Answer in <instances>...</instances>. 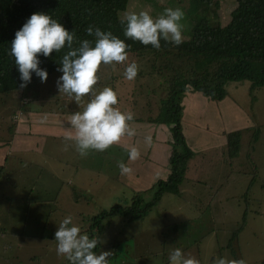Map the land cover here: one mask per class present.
<instances>
[{
	"label": "rangeland",
	"instance_id": "374dc122",
	"mask_svg": "<svg viewBox=\"0 0 264 264\" xmlns=\"http://www.w3.org/2000/svg\"><path fill=\"white\" fill-rule=\"evenodd\" d=\"M214 1L216 3L208 12L211 23L214 26L226 25L231 19L232 11L237 7V0ZM180 6L186 9L189 6L188 0H129L127 9L120 12V17L126 12L140 10L156 17L165 8ZM183 35L184 42L190 39L189 34L184 31ZM121 39L128 45H143L139 41L126 38L123 33ZM153 58L152 53H148L143 59L131 53L125 62L102 64L94 87L97 90L112 88L119 98L116 107L121 111L135 112L144 120L153 122L160 114V102L155 99L163 97V93L166 95L163 89L155 88L159 86V77L149 73ZM131 62H137L138 67H143L148 73L139 76L138 71L134 79H126L124 70ZM61 74L56 72L49 75L45 83L39 81L25 93L14 90L8 94H0L1 140L9 139L11 132L16 131L13 117L19 110L68 107L83 109L89 99L87 95L82 97L78 105L72 101V97L58 93L56 80ZM151 87L158 92H151ZM249 88V83L245 87L244 81L230 83L227 87L229 99L220 104L218 112L221 111V114L215 117L216 106L212 105V108L205 110L206 115L202 116L211 129L213 125L221 129L217 122L221 120L223 130H237L231 124V113L227 112H230L231 104L233 107H237L236 104L240 107L238 114L247 122L241 128L242 146L238 157L228 154L226 147L220 153L207 152L206 160L201 156L200 159L195 158L204 161L202 167L192 164L189 159L184 180L180 185V194L165 193L143 217L134 219L118 214L106 220L105 228L98 236L105 246L99 252L104 250L112 253L115 245L119 254L109 264H168V254L175 247H180L186 257L194 258L199 264H215V258L224 257L223 252L226 251V256L228 255L229 247L224 246L228 245L232 231L237 228L242 229L239 240L245 264H264V86L255 87L254 90ZM193 92L186 94L191 101L194 100L190 94ZM195 93L202 94L198 91ZM186 108L187 104L184 103V114ZM150 125L155 124L153 122ZM163 127L165 126L160 125L159 129ZM189 127L190 124L185 129L189 131L190 142L197 149H201V146L195 145L194 134L203 143L217 139L208 128L203 129L202 124L198 128H191L192 135ZM246 127L256 128L248 130ZM165 128L171 137L169 127ZM255 133L258 134L257 143L254 144V149L253 146L248 149L249 145H253L252 138ZM47 144L52 147L60 145L67 149L58 152V158L48 160L46 167L38 165L37 176L36 172L31 171L32 181L24 184L18 177L19 170L13 172L9 165L6 168L5 174L12 175L8 182L22 186L10 187L7 193L20 192V196L29 193L31 196L4 198L5 200L0 196L4 203L0 212L6 219L0 228L6 236V248L0 245V258L10 261L0 264H66L67 259L57 255L54 240V233L65 216L71 215L73 223L79 224L82 231H86L93 222V216L104 209H110L117 204L129 206L136 199L137 193L144 200L142 206L154 198L156 181L151 183L148 177L143 182L130 180L132 167H129L131 171L127 174H121L117 168L121 158L114 163L109 157L100 156L93 151L81 156L71 142L65 140L57 143L56 139L49 138ZM109 149H113V152L118 150L115 146H110L107 150ZM119 151L124 153L120 148ZM150 156L152 152L150 155L140 154L141 160ZM28 167L24 164L22 172ZM141 173L144 175V167ZM159 173L161 174H157V178H167L163 176V170ZM238 176L239 180L236 181L235 177ZM21 177L27 178L26 173ZM219 189L222 201L214 202ZM86 207H90L92 211H88ZM245 212L247 214L243 218ZM118 241L121 244H116Z\"/></svg>",
	"mask_w": 264,
	"mask_h": 264
},
{
	"label": "trees",
	"instance_id": "16d2710c",
	"mask_svg": "<svg viewBox=\"0 0 264 264\" xmlns=\"http://www.w3.org/2000/svg\"><path fill=\"white\" fill-rule=\"evenodd\" d=\"M128 2L129 0H0V94H8L14 90H22L25 93L40 81L34 76L30 84L20 88L19 73L14 57L10 55V45L16 30L33 12L48 13L69 31L74 30L73 47H77L82 39L94 42V37L86 32L89 26L110 31L121 39L124 25L120 22V12L127 9ZM188 2L189 6L186 9L183 6L178 7L185 13L182 23L183 31L190 36L188 41L180 45L161 41L159 49L151 45H129L127 48L128 55L137 54L142 59L148 53L154 56L151 59L149 73L159 77V86L155 88L163 89L166 95L163 93L162 98L155 99L160 102V114L153 122L157 125L154 127L164 125L169 127L172 133L170 141L172 150L168 164L170 172L167 178L156 181L153 200L143 206L144 200L136 192V199L133 198L131 205L117 204L94 215L93 222L87 230L90 237H98L105 228V221L115 215L130 216L134 219L143 217L165 193L180 194L187 163L195 155L185 131L184 103L188 92L198 91L213 101H221L229 96L227 87L230 83L244 81L245 87H248L249 83L251 90L264 86V0H237V7L232 11L229 23L215 26L212 25L208 14L211 6L216 3L214 0ZM67 50V48L59 52L53 50L49 57L41 56L39 66L47 70L48 76L59 72L57 71L59 60ZM138 71L139 76L148 73L143 67H138ZM151 92L158 91L151 87ZM135 114L133 112L132 123L149 121V126L153 123ZM246 128L254 130L256 127ZM242 133V129L226 132L228 154L233 157L240 153ZM149 136V147L146 146L148 154L156 142L153 135ZM139 137L136 135L141 146L142 139ZM257 140L258 134L255 133L252 138L253 145H249L248 149L252 146L254 149ZM2 172L3 167L0 166V174ZM246 214L247 212L243 218ZM241 230V228L233 230L228 245L224 246L229 247L228 255L226 256L225 252L223 254L227 260L231 259V264H240L241 261L245 264L239 240ZM116 244L121 242L118 241ZM104 246L101 242L95 251L99 252ZM118 255V249L114 245L109 261Z\"/></svg>",
	"mask_w": 264,
	"mask_h": 264
},
{
	"label": "clouds",
	"instance_id": "9594fccd",
	"mask_svg": "<svg viewBox=\"0 0 264 264\" xmlns=\"http://www.w3.org/2000/svg\"><path fill=\"white\" fill-rule=\"evenodd\" d=\"M185 13L180 8H165L163 12L153 17L149 12H126L121 18L124 25V36L143 45H151L155 49L161 47L160 41L180 45L184 42L182 20ZM88 35L94 37L79 41L73 47L75 33L69 31L63 24L45 12H33L22 26L16 30L10 45V55L14 57L20 79V88L26 87L35 76L41 83L47 81L48 72L40 67V57H49L55 50H68L58 63L57 71L62 73L56 80L58 93L72 97L80 105L82 97H89L83 109L71 114L70 131L64 136L66 142H71L75 150L86 156L90 151L102 152L113 144H117L124 136L134 134L130 122L133 113L121 111L116 105L118 97L110 87L97 90L94 85L98 81L100 66L127 61L128 53L125 40L104 31L100 27L89 26ZM39 54V55H38ZM138 65L128 63L124 77L132 80L136 77ZM150 142V138H145ZM129 159L139 155L135 147L124 146ZM238 157V156H237ZM121 174H127L131 169L124 163L117 164ZM170 170V169H168ZM56 253L64 256L69 264H109L110 251L97 252L101 244L97 236H91L82 231L79 224L73 223L71 215L65 216L54 233ZM168 264H199L197 260L186 257L180 247L173 248L168 254ZM215 264H231L221 256L215 258ZM243 264V261L240 262Z\"/></svg>",
	"mask_w": 264,
	"mask_h": 264
},
{
	"label": "crops",
	"instance_id": "0c3cea01",
	"mask_svg": "<svg viewBox=\"0 0 264 264\" xmlns=\"http://www.w3.org/2000/svg\"><path fill=\"white\" fill-rule=\"evenodd\" d=\"M193 93L190 94L192 95L191 97H193L192 99L194 100L191 101L190 99L185 97V104H187V108L185 109V114H184L185 127L188 126V124H190L189 127L190 135H192L193 132L191 131V128H198L199 125L202 124V127L204 125L203 129L208 128L209 132L217 138L213 141L206 140L207 143H203V140L201 141L199 136L194 134L195 145L201 146V149H197L190 142L189 131L185 129L188 143L190 147L195 151V155L191 159V162L192 164L196 163L197 165H199V167H202L204 165V161L195 160V158L200 159L201 156L202 159L206 160L205 155L207 152L219 151L220 153V151H224V149H226L227 147L226 132H228L226 130H223L222 128L223 122L221 120L217 121L218 126H221V129H219L215 125H213V128L211 129L209 128V124L202 119V116L206 115L205 110L208 107L212 108V105H214L216 106V108L214 109L216 111L215 117H217V115L221 114V111L218 112L219 108L221 107L220 104L224 103L223 101L228 100L229 98L227 99L226 97L221 101L214 102L211 101L212 99L209 98L210 99L209 100L207 96H204L203 93L197 94L195 93V91ZM236 106L237 107H233L232 104L230 105V112L228 111L227 113L228 114L231 113V116L233 118V123H231L229 120H227V122L234 124L235 129H241L246 125L247 121L239 116L238 111H240V107L237 104ZM188 108L190 109L188 110ZM76 111L79 110L71 109L69 107L62 109L28 108L25 111L19 110L18 113L14 115L13 124L16 131L11 132L10 134L11 137L9 139H3V140L0 139V166L3 167V172L2 174H0V196H3L2 200H5L4 198L12 199L13 197H17V196L22 198L24 197L29 198L31 196V194L29 193L22 194V196H20L21 195L20 192L7 193L10 187L17 188V186H20V185H15V182L12 184L8 182L9 177L12 175L9 173L5 174L7 166L9 165V167L13 172H17L19 170L18 173L20 174V176L18 175L17 176L21 179V181L24 184L29 181H32L33 177L31 171L36 172V176H37L39 174L37 172L38 165H41V167H46L45 164L47 165L48 160H54L56 157L58 158L59 157L58 152H63L65 149H67V147L63 148L60 145L53 147L49 146L47 142L49 138L56 139L57 143L59 142V140L64 141L65 134L71 130L69 128L70 127L69 119L71 117V114ZM130 126L133 128L134 134L132 136H124L122 137L119 143L113 144L112 146L117 147L118 149L117 151L113 152L112 151L113 149H109V150L106 149L102 152H98V151H93V152L99 153L100 156L105 155L106 157H109V160H111L114 163H116V160L118 158H121V162H124L128 167H132V174L129 177L130 180L133 181L143 182L144 180H146V177H148L150 179V182L153 183L159 179V177L157 178L156 175L159 174L158 176H160L161 174L159 173L160 170H163V176H167L168 173L170 172V170H168L169 167L168 164L172 150L170 145V141H171L170 133L165 128L167 126L163 127L162 129H159V127H154L151 125L149 126V123H138V122L136 123L130 122ZM164 132L166 134L165 136H164ZM150 134L153 135L152 137H154V142L155 140L156 142L152 146V150L148 151L149 152L148 154L146 153L147 151L146 146H148L149 142H147L145 138L146 137L149 138ZM136 135L142 137L141 146L138 144ZM159 136L160 139H158ZM5 141L9 143H5ZM135 144H138L139 146ZM124 146H127L129 148L135 147L138 150V153L140 152L139 156L134 160L129 159L128 152L125 150ZM119 148L124 152L123 154L120 153ZM150 152H152V156L143 157V159L141 160L140 154L146 153L147 155H150ZM55 153L56 156L54 155ZM24 164L28 165L29 167L23 173L22 167ZM143 167H144V175L141 173V169H143ZM25 173L27 178L21 177ZM235 180L238 181L239 176L235 177ZM220 194L221 191L219 189L217 191L216 196L214 197L215 198L214 202L222 201V199H220L221 198ZM2 200H0V208L2 205H4ZM86 209L88 211H92L90 207H86ZM5 220L6 219L1 215L0 212V228L2 227ZM83 230L85 229L83 228ZM84 232H87V230ZM3 233L4 232L0 230V245L6 248V236H4ZM6 261L7 259L0 258V263ZM9 262L10 261L8 260L6 263ZM10 264H16V263L11 262Z\"/></svg>",
	"mask_w": 264,
	"mask_h": 264
}]
</instances>
